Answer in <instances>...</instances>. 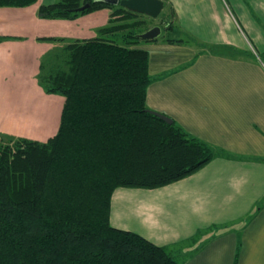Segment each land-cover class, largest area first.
<instances>
[{"label":"crops","instance_id":"0c3cea01","mask_svg":"<svg viewBox=\"0 0 264 264\" xmlns=\"http://www.w3.org/2000/svg\"><path fill=\"white\" fill-rule=\"evenodd\" d=\"M55 1L0 8V36L18 37L0 42V103H14L0 109V130L40 141L57 133L64 97L38 85L41 58L57 44L37 39L94 38L109 20L107 9L75 20L37 17L41 4ZM230 3L243 6L165 0L192 42L139 46L150 54L148 107L212 145L215 156L179 181L120 187L111 198L112 226L167 248L182 264H264V31L244 36ZM244 3L248 15L264 17V0Z\"/></svg>","mask_w":264,"mask_h":264},{"label":"trees","instance_id":"16d2710c","mask_svg":"<svg viewBox=\"0 0 264 264\" xmlns=\"http://www.w3.org/2000/svg\"><path fill=\"white\" fill-rule=\"evenodd\" d=\"M37 2L0 0V8ZM103 9L109 20L94 38L37 39L66 43L38 76L64 104L46 141L0 135V264H182L167 248L112 226V194L186 178L216 149L149 111L150 54L139 44L160 39L136 36L149 29L139 30L148 15L103 0H56L41 4L37 17L73 20ZM160 15L162 29L172 30L173 7L164 4Z\"/></svg>","mask_w":264,"mask_h":264},{"label":"rangeland","instance_id":"374dc122","mask_svg":"<svg viewBox=\"0 0 264 264\" xmlns=\"http://www.w3.org/2000/svg\"><path fill=\"white\" fill-rule=\"evenodd\" d=\"M234 1H236V0H234ZM239 3H241L243 6H238V7L236 6V7H234V6H231L232 3H230V5L228 6V9H227V12L229 13V11L231 12V10L234 11V16H236L238 18V20H239L238 21L239 22L238 23L239 24V28H240L241 32L243 33V35L246 36V37L247 36H250L249 35L250 34L249 32L250 31H253V30H255V31H264V17L262 15H255V13L252 16L248 15L247 10L249 11L250 6H248V4H245L244 3V0H239ZM80 17H82V16H80ZM80 17H78V18H80ZM161 17H162V15H160V16H158L156 18H153V17H150V16L146 17V19H147V26H142L141 28H139V30L146 29L147 27L150 28L152 26H165V25H161V22L164 20ZM73 20H75V19H73ZM183 24H186V23L184 22ZM180 29H181L180 24L177 21H174L173 22V29L172 30L171 29L170 30L162 29V34L159 36V39L162 40V39H165L166 37H168V38H177V39L188 40V42L191 43L192 42L190 40L191 38L190 39L189 38L187 39V37H185L184 34L179 31ZM69 39H67V41L70 42L71 40H69ZM49 43H55V44H57V46H56V48L53 51L45 54L41 58L40 66L43 64L44 60H45V63L47 65H49L51 60H54V59L57 58L56 55H60V53H62V50H61L62 47L64 45H66V43H64V42H49ZM192 44H194L193 45L194 47H199V49L202 48L201 45H197L195 42H193ZM139 46H140V44H139ZM40 73H41V70H39V72L35 76V78L37 79L38 85L42 88V90L47 95H50L49 93H47L45 91V89L39 83V77L38 76H39ZM58 96H61V95H58ZM12 104H14L12 100H7L6 103H5V101H1V103H0V106H1L0 109L3 110L6 105L7 106H11ZM5 129H7V127ZM0 135L5 136V137H7V136L20 137V136H18L16 134L15 135L9 134V133H7L4 130L3 131L0 130Z\"/></svg>","mask_w":264,"mask_h":264},{"label":"water","instance_id":"95a60500","mask_svg":"<svg viewBox=\"0 0 264 264\" xmlns=\"http://www.w3.org/2000/svg\"><path fill=\"white\" fill-rule=\"evenodd\" d=\"M103 1L114 5L119 4L130 11L145 14L153 18L158 17L162 12V10L164 9L163 0H103ZM88 6L89 4H86L83 7H81L80 10L85 9ZM161 34H162L161 26H152L149 29H147L145 32L139 33L136 36L143 40H153L159 38ZM149 111L157 115L161 119H163L168 124H172L174 122L173 118L169 117L164 113L152 109H149Z\"/></svg>","mask_w":264,"mask_h":264}]
</instances>
